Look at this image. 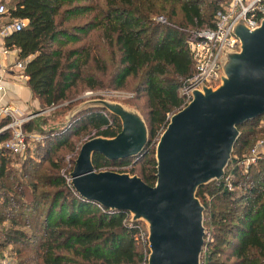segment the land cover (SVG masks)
Returning <instances> with one entry per match:
<instances>
[{
  "label": "trees",
  "instance_id": "trees-1",
  "mask_svg": "<svg viewBox=\"0 0 264 264\" xmlns=\"http://www.w3.org/2000/svg\"><path fill=\"white\" fill-rule=\"evenodd\" d=\"M222 6L223 0H9L6 15L26 22L3 41L19 60L26 59V85L44 107L135 79L136 98L144 100V110H137L148 130L142 154L121 161L93 154L91 160L97 170L137 159V176L152 185L157 140L152 139L187 102L178 92L194 72L187 42L212 26ZM162 12L164 22L157 21ZM72 124L103 137L120 129L118 119L100 108L78 112ZM37 125L29 119L23 129L37 132ZM67 129L39 131L42 140L33 156L17 157L16 169L9 166L10 155H16L0 147V247L13 246L11 264H145L148 249L145 235L138 240V222L80 198L71 187L74 153ZM237 130L222 176L195 192L213 227V244L200 252V264H264V154L245 169L240 164L256 141L252 136L264 134V115ZM7 135L0 133V143ZM63 146L67 158H51ZM30 244L34 256L23 257Z\"/></svg>",
  "mask_w": 264,
  "mask_h": 264
},
{
  "label": "water",
  "instance_id": "water-1",
  "mask_svg": "<svg viewBox=\"0 0 264 264\" xmlns=\"http://www.w3.org/2000/svg\"><path fill=\"white\" fill-rule=\"evenodd\" d=\"M231 32L238 45L222 50L217 84L192 90L160 132L152 185L137 175L96 171L92 165L93 154L108 161L142 154L148 130L136 109L96 98L75 111L100 108L119 120L114 136H95L81 143L69 183L80 198L126 212L129 222L144 223L145 264H199L204 208L196 189L222 176L239 135L237 125L264 115V15L252 29L236 21Z\"/></svg>",
  "mask_w": 264,
  "mask_h": 264
},
{
  "label": "built area",
  "instance_id": "built-area-1",
  "mask_svg": "<svg viewBox=\"0 0 264 264\" xmlns=\"http://www.w3.org/2000/svg\"><path fill=\"white\" fill-rule=\"evenodd\" d=\"M224 6L217 9L213 15L212 26L195 32V39L187 42L193 75L190 76L178 92L189 100L190 92L200 89L201 86L214 87L217 84L220 69V57L224 48L236 49L237 38L232 34L233 23L241 20L243 24L252 29L256 27L264 15L263 0H223ZM6 8L0 3V17L5 15ZM162 21V16L156 17ZM25 24L24 19H10L0 26V54H5L3 38L11 32L19 31ZM26 59L16 60L10 64L12 70L10 76L15 81H24L27 76L24 73ZM7 64L3 65L0 73V94L4 90V76ZM31 113L21 114L17 108L0 103V133L7 131V137L0 143V147L13 155L22 157L29 147L30 141L41 142L42 136L36 132H26L23 124L31 118ZM261 154H264V141L256 140L249 153L244 156L240 164L245 169L253 163ZM144 232L139 231V237L143 239Z\"/></svg>",
  "mask_w": 264,
  "mask_h": 264
},
{
  "label": "rangeland",
  "instance_id": "rangeland-1",
  "mask_svg": "<svg viewBox=\"0 0 264 264\" xmlns=\"http://www.w3.org/2000/svg\"><path fill=\"white\" fill-rule=\"evenodd\" d=\"M1 3L5 6L6 13H7V6L9 4V0H2ZM174 7H176V3L174 4ZM6 13H5V18L3 21H10V18L8 17V15H6ZM161 15H162V21L161 22H164L165 12H162ZM134 80L132 78H128L126 80L124 86L121 88H111L110 87L107 89L103 88V89H96V90H91V91L90 90H84L83 92H81L79 94L71 96L69 100L61 101L59 104L54 105L52 107H44V106L40 105V103H36L33 106L29 105L27 107V110H25V111L28 113H31L32 116L30 119H32V121H34L36 124H38L37 126L40 127L39 131H42V132L54 131L55 132L57 130L64 129L65 127L68 126L67 133H66L65 137H66L67 143H69L71 146L72 154L74 153V159H75L77 152H78V149H79V146L81 145L82 142L87 140V138L89 139V138H92L95 136H99V135H96V132L92 131V129H90L89 127L80 128L81 127L80 125L73 126L72 123L74 120V116L76 114H78V112H75L76 109H78L82 105V103H85L88 100L97 98V99L110 100L113 102L120 103L127 108H133L136 110L138 108V110L143 111L144 110V100L142 97H139V96H138V98H136L137 96H136V92L134 90V85L137 81H134ZM23 113H24V111H23ZM72 126H73V128H72ZM39 131H37V132L35 131V132L40 133ZM40 135H41V133H40ZM158 136H154L152 141L157 139ZM252 139H256V140L258 139V140L264 141V134L258 132L257 134H254L252 136ZM37 143L38 142L30 141L29 147H28L26 152L33 156V154H34L33 151H34V149L36 147L35 145ZM154 146H155V144H154ZM66 151H67V146L66 147L65 146L59 147L53 152V154L51 155V158H55L56 156H60V157H63V159L65 160L67 158V156L69 155V154H67ZM17 157L20 158V156L10 155L11 160L9 161V166L12 169H16L19 166V161H18L19 159ZM136 161H137V159L128 160L127 162L122 163L120 165L108 164V165L101 166L96 171L112 170V171H117V172H127L130 175H137V174H139V167H140L139 163L141 161H139V160H138L139 162H136ZM43 166L45 167L46 163H44ZM118 168H122V170H124V171H119ZM68 180H69V178H68ZM207 215H208V212L204 213V211H203V213H202V218H203L202 224H203V228H204L203 241H205V245L203 246V243H202L201 251H202V249L204 250L205 247L209 248L210 245L213 244L212 238L210 237V234H211L210 228H213V227H209L208 218H206ZM204 224L206 227L204 226ZM2 226L6 227L7 223L2 224ZM138 226H139V231L145 233L144 223H142L141 221H138ZM207 227L210 230H208ZM145 239H146V235H145ZM138 240L140 242H142V239L139 236H138ZM32 246H33V244H30V246L25 247L26 250H22V252L24 251L23 257L34 256L35 248ZM12 247L13 246L8 245V244H5L4 246L0 247V264H11L12 262L15 261V258H14L15 256H14L13 252L11 251ZM22 249H24V248H22ZM199 264H200V260H199Z\"/></svg>",
  "mask_w": 264,
  "mask_h": 264
},
{
  "label": "crops",
  "instance_id": "crops-1",
  "mask_svg": "<svg viewBox=\"0 0 264 264\" xmlns=\"http://www.w3.org/2000/svg\"><path fill=\"white\" fill-rule=\"evenodd\" d=\"M2 0H0V3ZM5 15L0 17V26L6 22L3 21ZM25 20V19H24ZM26 22V20H25ZM18 60L17 50L14 48H7L6 53L0 54V73H2L3 65L7 64L6 73H3L4 76V90L0 94V103L11 105L21 113L28 114L25 110L27 107L33 106L39 101L36 98H33L27 85L26 80L24 81H15L11 76V67L10 64ZM24 111V113H23Z\"/></svg>",
  "mask_w": 264,
  "mask_h": 264
}]
</instances>
